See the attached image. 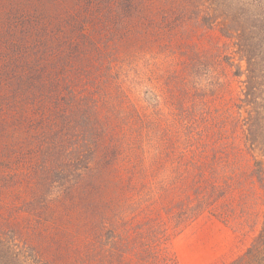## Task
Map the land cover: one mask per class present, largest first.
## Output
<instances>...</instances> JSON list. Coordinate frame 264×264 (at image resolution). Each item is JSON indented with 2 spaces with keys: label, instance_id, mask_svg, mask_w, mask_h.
I'll return each instance as SVG.
<instances>
[{
  "label": "trees",
  "instance_id": "1",
  "mask_svg": "<svg viewBox=\"0 0 264 264\" xmlns=\"http://www.w3.org/2000/svg\"><path fill=\"white\" fill-rule=\"evenodd\" d=\"M140 2L146 0H69L60 7L57 2L53 15L55 9L43 6L55 8L54 1L25 0L23 13L15 9L20 20L9 30L10 96L36 100L42 130L33 146L34 172L42 191L55 188L39 220L84 233L56 253L61 264H175L167 243L199 219L242 226L233 200L246 171L264 189L261 163L253 158L249 169L246 153L229 138L231 130L245 127L253 143L263 128L258 76L249 72L264 40V0H231L216 24L234 47L225 61L232 77L244 76L240 94L180 97L166 113L149 91L151 111L129 99L124 81L112 77L109 51L73 48L67 36L52 33L71 32L95 15L101 19L104 6L116 7L106 14L132 20ZM173 10L168 0L167 22ZM244 103L256 109L253 115H243Z\"/></svg>",
  "mask_w": 264,
  "mask_h": 264
},
{
  "label": "rangeland",
  "instance_id": "2",
  "mask_svg": "<svg viewBox=\"0 0 264 264\" xmlns=\"http://www.w3.org/2000/svg\"><path fill=\"white\" fill-rule=\"evenodd\" d=\"M51 1L55 2V8L45 5L44 10L55 9L56 15L57 6H65L69 0ZM229 1L174 0L170 22L165 20L168 0L140 2L142 5L132 20L106 14L116 7L104 6L101 19L95 15L88 22L75 25L71 32L66 27L62 33L52 28V33L55 38L67 36L71 42L68 45L73 48L85 47L90 51L98 47L109 51L105 58L113 62L112 77L124 81L129 99L151 111L145 101L149 91L160 98V107L166 113L173 111L176 105L173 101L180 97L213 100L240 94L244 76L232 77L225 62L234 47L219 35L216 26L220 25ZM24 5L25 0H0V264H61L62 259L56 253L67 244L72 245L71 237L74 241L77 234L84 236V233L58 229L39 220L41 207L55 195L52 185L46 191L41 190L40 179L34 172L39 165L33 157V146L41 135V114L36 111L33 97L10 96L15 90L6 76L12 38L9 30L18 26L20 15H15V9L20 8L23 13ZM77 28L85 33H78ZM260 49L249 75L258 76L255 97L262 131L253 143L245 127L243 130L239 126L234 133L231 130L229 138L246 153L249 169L254 168L253 158L261 163L264 178V40ZM242 65L244 68L245 63ZM255 110L251 104H243L244 116L253 115ZM248 171L243 190L235 192L233 200L235 212L243 217L242 226L235 230L213 217L199 219L167 243L175 264H264V189L253 181L255 178L250 179Z\"/></svg>",
  "mask_w": 264,
  "mask_h": 264
}]
</instances>
